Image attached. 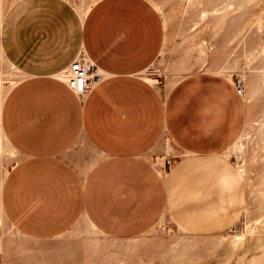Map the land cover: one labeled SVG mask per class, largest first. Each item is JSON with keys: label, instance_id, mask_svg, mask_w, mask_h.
<instances>
[{"label": "crops", "instance_id": "1", "mask_svg": "<svg viewBox=\"0 0 264 264\" xmlns=\"http://www.w3.org/2000/svg\"><path fill=\"white\" fill-rule=\"evenodd\" d=\"M166 36L150 0L11 3L0 41L23 73L1 112L19 155L2 189L13 234L52 240L85 221L106 236L133 238L167 215L204 237L239 219L247 185L226 151L245 129L246 100L235 79L211 71L166 91L167 77L153 83L146 72ZM81 52L107 74L83 100L59 76ZM162 139L177 152L163 166L154 159Z\"/></svg>", "mask_w": 264, "mask_h": 264}, {"label": "rangeland", "instance_id": "2", "mask_svg": "<svg viewBox=\"0 0 264 264\" xmlns=\"http://www.w3.org/2000/svg\"><path fill=\"white\" fill-rule=\"evenodd\" d=\"M150 1L155 5L154 1L157 0ZM199 1L201 0H168L163 10H160L155 5L163 15L167 36L171 34L172 30L176 27L178 29L186 27L188 31L194 30V19L197 17L194 9L201 4ZM210 1V6H214V4L217 3H219V6H223L227 4L229 0ZM12 2L13 0H3V2H0V17L2 11L6 13L8 6L11 5ZM235 15L238 17L237 23L225 28L221 38L218 36V40L225 37L226 39L234 37L235 40L236 38H239V40L244 39V42H240L241 44L236 48V52L232 54L240 61L238 72H234V79L236 83L242 84L245 90H250L252 85L257 81L256 70L259 63L257 61L250 63L244 59V57L247 50H251L253 47H261L264 44V25L260 26L256 23L260 19L264 22V0L244 1L240 4L239 9L236 10ZM171 16H173L172 20H168L166 24L165 20ZM242 36L244 37L242 38ZM239 40H236L232 47L225 48H230L231 51V48L237 46ZM181 42H183V36L178 33L171 41L165 43L163 49L165 50L164 53H162L158 62L153 66L157 68V70H160V80H164L167 77L168 81V79L176 75L177 71L169 66L177 59V56L182 54L181 51L175 53L176 44ZM230 51H227V54L230 53ZM2 65L3 64H0V67H2ZM206 68L202 67L198 70L207 71ZM246 103L248 113L251 111V125L244 139L245 150L243 152L233 150L230 157L237 166H239V163H244L245 161L249 165V178H245L247 185L246 206L249 207L248 214H244L243 211L235 224L219 235L204 237L182 235L177 230L176 224L171 222L170 219H166V222L161 221V219L151 230L141 235L148 243L141 247V254L152 255L157 252L161 254L160 259H154L152 261L155 263L150 261V264H247L253 256L259 254L257 249L250 248L252 241L249 238L239 247H235L230 240V237L235 233H242L246 231L248 227H255L258 218H260L262 214L260 208V192L264 188L262 183V176L264 173V137L261 136L259 127L264 121V82H262L260 93L248 99L246 98ZM166 149L167 141L166 139H162L159 150L157 151V156H166ZM18 160L19 155L15 156L10 150L0 152V186L3 178V174H1L3 172V167L6 166L11 169ZM253 224L254 226H252ZM79 228L78 232L74 234L67 233L64 237L43 241L30 240L13 234L6 228H1L0 234L4 235L8 251L4 254L0 252V256L5 264H61L62 262L67 264H79L83 262V258L85 260L86 252L84 250H86V240L88 239L98 240L102 249H108V251L109 249L113 251L112 249L114 247L115 250L121 246L116 243L115 239L105 238L104 236L102 237L101 234L91 231L85 221L80 224ZM263 234L264 231L259 233L258 236L264 238ZM80 237L84 238L85 241L83 242V239H80ZM150 242H152L153 245H151L152 243L149 244ZM170 242H175L177 246L174 249H172L173 246H169V250H167L166 248ZM101 244L103 246L106 245L103 247ZM110 245H114L112 246L113 248H111ZM106 246L110 247L107 248ZM165 249L166 251L164 252ZM96 264H100V260H97Z\"/></svg>", "mask_w": 264, "mask_h": 264}, {"label": "bare ground", "instance_id": "3", "mask_svg": "<svg viewBox=\"0 0 264 264\" xmlns=\"http://www.w3.org/2000/svg\"><path fill=\"white\" fill-rule=\"evenodd\" d=\"M1 1L3 2V0H0V2ZM91 1H96V0H91ZM167 1L168 0H157L154 1V3L160 10H163ZM244 1L247 0H229L228 3L224 4L223 6H219V3L214 4V6H210L211 3L210 0H201L199 1L201 4L194 9L195 14L197 16L194 19V25H195L194 30L188 31L186 27H182L179 29L176 27L172 30L171 34H169L166 37V42L171 41V39H173V37L176 34L180 33L183 36V42L176 44L175 53L181 51L182 54L177 56L176 57L177 59H175L173 63L169 66L170 68H172L177 72L176 75L168 79L166 85L164 84L163 86L160 85L162 90L164 91L169 90L182 77H184L187 74L197 72L199 71L198 69L202 67L205 68L207 67L206 68L207 71L216 72L225 75L232 80L234 79V72H238L237 70L239 68L240 61L238 60L237 57H234L232 54L236 52V48L238 47V45L241 44L240 42L242 41L244 42V39L239 40V38L238 39L236 38V40L239 41L237 43V46H234L235 48H231V51L230 48H225V47H232L235 44L236 40L234 37H231L229 39H226V37L220 40L218 39L219 37L221 38L222 34L224 33L223 31H225V28H228L237 23L238 17L235 15V12L237 9H239L240 4H242ZM9 7L10 5L8 6V8ZM4 15L5 12L2 11V15L0 17V27L2 25ZM172 17L173 16L165 20L166 24L168 23L167 22L168 20L170 19L172 20ZM256 23L259 24L260 26L264 25V22L261 21V19ZM244 36H242V38ZM164 51L165 50H163L162 53H164ZM227 51H230V53L227 54ZM244 59H246L250 63L253 61H257L259 63V66L257 67L256 70L257 72L256 83L252 85L251 89L249 88L250 90H245L244 92V98L246 100V98L248 99L250 97L258 95L261 90L262 82H264V44L261 47H256V48L253 47V49L247 50L245 52ZM0 62H1L0 64H3L2 67H0V152L10 150L12 153H14V155H16L15 149L10 145L8 139L6 138L3 132L2 124H1V112H2V106L4 100L9 90L17 83L19 79H21L23 73L17 66H15L10 61L8 56L5 54L1 45V41H0ZM65 74H66V70L61 72L59 76L61 78H65ZM146 74L153 83L160 84L159 69L157 70V68L152 67L146 72ZM250 114L251 111H249L248 113V121L246 123L243 133L241 134L240 138L226 151L227 155L230 156L233 150H239L241 152L245 150L244 139L247 136L248 130L251 125ZM259 128H260L261 136L264 137V121L261 123ZM166 141H167V149H166L167 155L176 154L177 152L175 151V146L172 143V141L168 139H166ZM154 159L158 164L162 166L164 165L165 156H159V157L156 156ZM239 168L242 174L244 175V177L248 179L250 170L247 162L245 161L244 163H239ZM9 170L10 169L8 167L4 166L3 172L1 173L3 174V178L0 186V201H1L0 229L6 228L11 233H18V231L8 222L2 208V189L4 182L8 176ZM262 178H263L262 183L264 185V173ZM260 198H261L260 208L262 214L261 217L258 218L256 226L248 227L246 231L243 232L241 231L242 233H235L230 237V240L235 247H239L243 245L244 242L247 240V238H249L252 241V243L250 244V248L257 249L259 251V254L253 256L248 261L247 264H264V238L258 236L259 233L264 231V188L260 192ZM248 212H249V207L246 206L244 210V214H248ZM166 219H170V218L167 215H164L161 221L164 222ZM252 226H254V224ZM176 227L177 230L182 235L184 234V235L195 236L183 230L179 226ZM89 229L94 233L101 234L102 237L104 236L105 238L107 237L109 239L110 238L115 239L116 243H118L121 246H119L117 249L114 250L115 247L114 248L112 247L114 245H110L111 248H113L112 249L113 251H110L111 249H109L108 251V249L107 250L102 249L98 240L88 239L86 240V250H84L86 252L85 260L83 258L82 260L83 262L80 261L81 263L79 264H96L97 260H100V264H150V261L154 259H160L161 254H158V252L152 255H144V253L141 254L140 252L141 247L145 246V244H148L147 240L141 236H136L133 238L109 237L104 235L100 230H98L90 223H89ZM81 238L82 237H80V239ZM82 239L84 242L85 241L84 238ZM151 243L152 242H150L149 244ZM151 245H153V243ZM169 246H173L172 249H174L176 248L177 245L175 244V242H170L166 248L167 250H169ZM106 247L109 248L108 246ZM166 249L164 250V252L166 251ZM0 252L3 254L7 252V244L5 242L4 235L2 234H0Z\"/></svg>", "mask_w": 264, "mask_h": 264}, {"label": "built area", "instance_id": "4", "mask_svg": "<svg viewBox=\"0 0 264 264\" xmlns=\"http://www.w3.org/2000/svg\"><path fill=\"white\" fill-rule=\"evenodd\" d=\"M106 72L92 62L85 52L81 54L66 69L65 79L69 87L83 100L105 79ZM238 92L244 95V86L236 83Z\"/></svg>", "mask_w": 264, "mask_h": 264}]
</instances>
